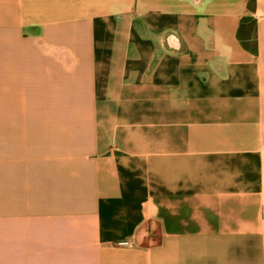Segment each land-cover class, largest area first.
I'll return each mask as SVG.
<instances>
[{
	"label": "crops",
	"instance_id": "crops-1",
	"mask_svg": "<svg viewBox=\"0 0 264 264\" xmlns=\"http://www.w3.org/2000/svg\"><path fill=\"white\" fill-rule=\"evenodd\" d=\"M249 3L0 0V264H264Z\"/></svg>",
	"mask_w": 264,
	"mask_h": 264
},
{
	"label": "built area",
	"instance_id": "built-area-1",
	"mask_svg": "<svg viewBox=\"0 0 264 264\" xmlns=\"http://www.w3.org/2000/svg\"><path fill=\"white\" fill-rule=\"evenodd\" d=\"M123 244H124V245H127L128 243L124 242Z\"/></svg>",
	"mask_w": 264,
	"mask_h": 264
},
{
	"label": "trees",
	"instance_id": "trees-1",
	"mask_svg": "<svg viewBox=\"0 0 264 264\" xmlns=\"http://www.w3.org/2000/svg\"><path fill=\"white\" fill-rule=\"evenodd\" d=\"M250 3H252V0H250ZM250 3H249V4H250Z\"/></svg>",
	"mask_w": 264,
	"mask_h": 264
}]
</instances>
